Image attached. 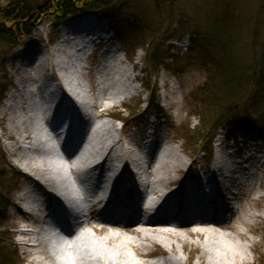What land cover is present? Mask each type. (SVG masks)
I'll return each instance as SVG.
<instances>
[{
  "label": "bare ground",
  "instance_id": "obj_1",
  "mask_svg": "<svg viewBox=\"0 0 264 264\" xmlns=\"http://www.w3.org/2000/svg\"><path fill=\"white\" fill-rule=\"evenodd\" d=\"M59 36L54 48L50 52L42 51L39 60L31 68H28L31 63L28 56L37 52V42L32 38L26 45L27 50H20L10 61L18 62L13 74L14 85L18 96L27 101L25 109L22 106L21 109L30 120L41 123L44 121L45 124H52V118L60 112H77L78 103L75 98L81 96L69 73V62H86L89 58H85L89 46L109 42L104 38L100 27L94 28L92 19L87 16L65 23ZM55 57L61 58L60 62ZM99 58L102 63L115 62L114 68L103 74L109 81L112 96L109 98L107 95L104 99L110 102V107L120 106L124 98L136 93L132 83L136 81L138 74L130 75L113 49L110 51L105 47ZM134 64L139 65V56L135 57ZM56 82L59 84L55 85ZM48 86H53L54 89L49 90ZM92 86L96 90L98 85L94 83ZM18 96L15 91L7 95L4 108L9 112L8 136L16 145L15 150H9L11 156H16L15 172L21 176V173L27 171L32 176L31 185H26L18 192L19 200L24 204H31L34 199L32 187L42 190L50 214L57 221L55 210L58 209L63 215L60 226L67 233L73 231L71 235L60 238L54 233V227L44 221L46 216L43 220L38 216L26 218L25 225H22L26 231H22L21 235L31 233L40 236L37 245L43 249L45 264H127L126 251H130L142 262L138 264L248 262L246 248L249 247L237 244L230 233L225 234L220 230L233 228L230 232L245 241L247 232L256 233V220H264V209L263 215H255L249 211L242 214V207L235 200L237 193H225L224 190L229 187L222 188L223 192L217 188L223 182L222 171L227 169L219 162L218 143L214 162L204 170L201 168L203 175L182 179V171L188 170L190 165L183 159L179 147H167L158 151L151 149L157 132L156 125L152 137L142 135L143 142L138 149H133L127 147L120 138L114 137L112 133L115 127L110 122L85 132L81 124L77 129L74 127L78 117L72 114V118L65 122V128L54 126L59 137L56 141L59 146H67L76 137L78 140L83 139L85 147L76 151L75 155H63L56 164L43 159L39 167H33L25 162L21 143L22 140L31 143L33 139L36 142L38 139L27 134L21 140L19 129L26 122L22 123L13 116ZM104 112L106 107L102 109L101 117ZM109 119L116 124L114 119ZM102 127L99 134L98 130ZM111 134L113 138L109 137ZM44 144L43 151L48 152L55 151L56 145L58 146V143ZM79 146L80 144L77 145ZM246 156V160L237 162L231 172L234 177L238 175L236 179L241 178L246 182L245 187L254 195L248 194V199L260 204L264 201V182L255 172L250 171L259 162L253 155ZM146 161L148 166L145 167ZM248 161L250 164H246ZM165 199L173 204L174 212H168L161 206ZM205 204L219 210L213 208L209 212L213 213L211 219L202 220L206 213ZM216 214H220V218ZM225 214H228V222L221 220ZM22 216L24 217L23 214ZM79 216L87 220L97 235H103L104 240L93 244L85 235L82 238L77 236L80 227L76 229L73 220ZM234 223H239L240 226L236 227ZM66 239L70 243L68 247ZM220 239L230 241L231 248L228 251L219 243ZM173 242L179 243L182 249L190 247L191 251L197 252L195 261L189 263V258L183 259ZM154 248L160 256L152 262L146 261L151 255L150 249Z\"/></svg>",
  "mask_w": 264,
  "mask_h": 264
},
{
  "label": "rangeland",
  "instance_id": "obj_2",
  "mask_svg": "<svg viewBox=\"0 0 264 264\" xmlns=\"http://www.w3.org/2000/svg\"><path fill=\"white\" fill-rule=\"evenodd\" d=\"M27 1L29 3H33L36 0ZM157 1L159 6L156 8L155 0H110V7L106 8L105 15L109 16L113 21L121 24L128 22V24L135 25L140 22L142 24H144L143 22H146V27L149 29H145V33L142 34V36L145 38L144 42L148 43L152 38H157L159 40L161 39V42L164 45L163 51L164 49H169V51L176 49L178 52L174 51V55H177L179 52L180 54L178 55H181L182 53H185L189 47L187 40L188 37H184V40L182 41H178L176 38L169 39V37L172 35V32L169 31V28L172 27L173 30L175 29L173 27L172 21H186L190 28L192 26L196 27V25L203 26L205 19L203 16L209 13L211 6L215 3H221V5H226L228 3L232 7L245 10L244 12L247 15H250L256 11L258 5L255 4L260 0H176L173 10L169 7V4L165 2V0ZM9 3L10 0H0V8H4ZM98 20L101 22L102 26L104 24L106 27H108V34L110 32V34L113 36V40L111 41L113 49L117 50L116 55L122 59V63L126 65L130 75L134 73L138 74L136 81L132 83V86L136 88V93L124 98L120 106L114 105L110 107V102L104 99L107 97V95H109V98L112 97L110 96V85L109 81L103 77V74L108 69L114 68L115 62H98L95 57L96 52L86 62H69V73L72 77V80L74 81L75 86H77L81 97L75 98V102L78 103V106H76L77 112L73 113L71 110H66V112H60L56 117L52 118V122L55 121L57 125L56 128H65V122L72 118V114L78 117V120H75L77 122L74 123V127H78V125L81 124L85 132L93 131L95 128L97 129L98 126H102V124L110 122L109 124H112L115 127V130L112 134L114 137H116V139L120 138L121 141H124L126 146L129 148L132 147L133 149H138L140 144L143 142L142 135H144L145 129L152 127L154 128V123L156 122L155 125L158 130H156L157 132L155 133V139L151 149L158 151L167 147H179L183 154V159L187 162V164L190 165L188 170L182 171V179L188 177L192 178L196 171L200 170L201 168L206 169L208 166H210L216 158V144L218 143V146L220 147H218L220 149L219 162L224 164V166L227 168L226 170L222 171L223 182L220 186L225 189L226 187H229L227 190H224L225 193H237L235 200L239 206L242 207V214H244L246 211H249L255 215H263L262 209H264V201L260 204H256L255 201L249 200L248 194L253 197L254 195L245 187L246 182H243L241 178L236 179L238 175L234 177L231 169H234V165L237 162H244V160L247 158L246 155L255 154V156L260 157L263 165L261 166L259 163H257L254 167H252L254 168L253 172H255L254 174L258 178L261 177L264 182V144L259 143V141H257L255 138H249V140H246L242 143L238 142V146L233 149L234 145L226 143L225 132L222 130L217 132L213 137L211 144V158H207L202 154H195V156L193 155V158L190 154V151L186 152L184 148V141L179 136L181 132L180 129L184 125H189L190 131H194L199 126L198 119L196 117H191L190 115L193 109L191 108L188 99L189 94L204 83V74L195 68H191L177 77H174L170 71L167 72L162 68H159L155 71L149 63H146V49L150 51V46H145L144 50L136 49L134 53V43H122L121 41L117 40L111 31V28L107 25V22L102 20L101 17ZM249 22L250 24L248 26V31L250 32L253 30V22L251 20H249ZM63 25L64 24L55 28L47 21L40 19L37 22L31 23V36H29L28 40H26L22 45L20 44V46H18L16 49L8 51L7 47L0 44V154L2 155L4 162V164L1 162L0 167L7 169L9 173L16 171L14 166L16 156H11L9 151L15 150L16 145L14 144L13 139L9 138L8 136L9 112L4 107L7 95L14 93L15 91V94L18 96V91L14 85L15 77L13 75L17 70L18 62L15 60L10 63V61L18 55L20 50H27L26 45L32 38V40L37 42V52L28 56L31 62L29 63L28 68H31L32 65L37 63L39 60L42 51L50 52L54 48V45L60 37L59 33ZM51 38L54 40L53 43H50ZM159 43L157 41V44ZM102 49H105V47L103 46ZM170 54H172L171 51ZM126 56H128V58ZM137 56H139V65L134 64L135 57ZM55 60L60 62L61 58L55 57ZM55 60H53V62ZM53 62L51 63L52 66ZM133 66L134 69L132 68ZM141 71L143 72V75L141 74ZM27 77H30V75ZM141 81H144L150 90L156 89V101L159 107L165 113L164 118L160 119L150 116V113H144L146 106L142 105V103L147 102V96L149 93L140 86L139 82ZM94 83L98 85L96 90L92 86ZM104 93L106 94L104 95ZM15 103L16 105L13 114L14 118L22 123L26 122L25 125L20 126L19 129L20 135H22L21 140L24 138V135L27 134H31L32 137H37L38 139V144L34 139L31 143L22 140V153L25 155L24 160L26 163L28 162L33 167H39L42 164L43 159H45L52 164H56L61 158H63V155H68V153L75 155L76 151H80L83 147H85V144L77 147V145L74 146L70 143L67 146H59V142L56 141L58 140L56 128L54 129V126L56 125H52L50 123L45 124L44 121L41 123L38 120H30L23 110V108L25 109L26 107L27 101L22 99L21 96L17 97ZM124 105H127L130 107V109H133L134 113L130 115V111L128 109L125 110L124 108L123 110ZM21 106L23 107L22 109ZM104 107H106V112H104V116L101 117L100 114ZM257 112L259 114H264V104L259 107ZM116 115H119L120 118L125 119L126 124L122 125L119 122H116V124L114 122L113 124L109 118H112V116ZM27 125L32 128L28 127ZM159 125H161L162 128H160ZM23 128H25L24 131ZM102 130L103 127L101 130H98V133L101 134ZM112 134L109 135L110 138H113ZM44 143L51 145L58 143V146L56 145L55 151H43L46 145ZM36 144L38 146H36ZM243 145L247 146V152H243L242 156L240 150L242 147H244ZM140 150L143 151L142 148ZM229 151L234 153L236 157H229V154H231ZM147 163L148 161H146L144 165L145 167L148 166ZM246 164H250V162L248 161ZM244 173H246V171ZM21 176L22 178H20L18 183H16L15 188H13V186H11L7 180L8 182L3 184L5 189L0 190L3 200L7 202L4 215L5 218L3 221L4 226L2 229H0V235L4 233L5 236L4 238L0 237V239H2L7 249L10 251H16L22 264H45L46 260L43 257V249L41 246L37 245V239H40V236L31 233L21 235L22 231H20V229L22 228V225H25L26 218H28V216H38L39 219L41 218L43 220V209L47 203L44 202L43 191L35 187H32L34 191V199L32 200L31 204H24L19 200L20 194H18V192L24 189L26 185H31L32 179V176L27 171L21 173ZM12 183L14 185V182ZM234 225L236 227L240 226L239 223H234ZM255 229L256 233L252 231L247 232V240L245 241L237 238L230 232L233 230V228L229 230H220V232L225 234L230 233V236L234 238L237 244L249 247V249L246 248L248 262L245 264H261L260 260L264 257L263 219L260 218L256 220ZM31 230L35 229L31 228ZM79 231L80 233L77 236L82 238V236L85 235V237L90 239L93 244L100 243L105 238L103 235H97L88 225L87 221H82ZM111 233L113 232L111 231ZM219 243L222 244V246L225 247L227 251L231 248V243L228 239H220ZM173 244L183 259L189 258V263L195 261L197 252L193 250L191 251L190 247H185L182 249V246L179 243L177 244L173 242ZM68 245L70 246V243L67 240V247ZM164 246H166L165 243ZM153 250L156 249H150L151 252ZM126 255L127 264L142 263L137 258H135L130 251H126ZM156 259L157 258L150 256L149 260L146 261L152 262Z\"/></svg>",
  "mask_w": 264,
  "mask_h": 264
},
{
  "label": "trees",
  "instance_id": "obj_3",
  "mask_svg": "<svg viewBox=\"0 0 264 264\" xmlns=\"http://www.w3.org/2000/svg\"><path fill=\"white\" fill-rule=\"evenodd\" d=\"M175 1L165 0L172 10ZM155 2L157 8L159 3ZM110 3V0H36L33 3L10 0L7 6L0 8V44L10 51L31 36L32 22L43 19L56 28L62 22L88 12L104 14ZM255 5H258L256 11L247 15L245 10L228 3H215L203 16V26L190 28L186 21H172L175 29L169 28L172 32L169 39L181 40L186 36L189 39V49L182 56L170 54L169 49L163 51L161 39L144 42L142 34L149 29L146 22L134 25L107 19L123 43L135 44L134 53L136 49L151 47L150 51L146 49V63L155 71L162 68L177 77L195 68L204 74V83L189 94L193 109L190 115L198 119L199 126L194 131H190L189 125L180 129L186 151L209 154L214 134L220 128L229 131L228 140L255 138L264 144V114L257 112L264 104V0ZM249 20L253 22L250 32ZM142 85L150 93L149 110L157 116L162 115L156 105V91L150 90L144 81ZM124 108L130 110V115L134 113L130 107L125 105ZM121 121L126 122L125 119ZM1 162L4 164L0 154V165ZM19 179L15 172L9 173L0 167V190L5 189L3 184L8 181L15 188ZM6 205L0 193V229L4 226ZM4 236V233L0 235ZM260 263L264 264V257ZM0 264H22L16 251L7 249L2 239Z\"/></svg>",
  "mask_w": 264,
  "mask_h": 264
}]
</instances>
